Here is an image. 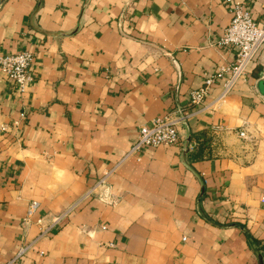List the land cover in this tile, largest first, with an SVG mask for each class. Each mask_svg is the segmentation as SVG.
Wrapping results in <instances>:
<instances>
[{"label": "crops", "instance_id": "1", "mask_svg": "<svg viewBox=\"0 0 264 264\" xmlns=\"http://www.w3.org/2000/svg\"><path fill=\"white\" fill-rule=\"evenodd\" d=\"M234 1L264 20V0L3 1L0 54L35 58L23 95L0 70V262L260 264L264 50L226 97L189 99L236 57L216 44ZM166 114L178 143L128 155Z\"/></svg>", "mask_w": 264, "mask_h": 264}, {"label": "built area", "instance_id": "2", "mask_svg": "<svg viewBox=\"0 0 264 264\" xmlns=\"http://www.w3.org/2000/svg\"><path fill=\"white\" fill-rule=\"evenodd\" d=\"M229 9L232 14L231 21L216 44L221 48L235 47L237 50L236 57L233 62L220 65L215 72L205 74L202 85L189 93V99L192 104L203 102L210 95L213 87L219 82L222 87L219 99L226 97L236 83L245 77L258 53L264 50V20L261 23H257L251 12L240 1L232 2ZM34 58V53L26 49L0 54V70L12 82L20 95L24 94L34 80L32 72ZM26 114V111L23 110L20 113V120H16L13 125L19 127L20 123L26 118ZM178 123V117L166 114L156 116L150 123L143 124L128 155H140L149 147L177 144L179 141ZM8 128L7 124L0 126L1 131H7ZM239 135L244 139L247 138L246 131L243 129L239 131ZM110 172L98 179L97 186L106 185ZM92 191L93 189L83 198ZM36 208L37 202H32L27 216H32ZM38 223L43 227L37 238L40 239L47 234L50 226L44 225L40 219ZM30 247L31 244L22 246L12 257L0 262V264H17L18 260L26 254Z\"/></svg>", "mask_w": 264, "mask_h": 264}, {"label": "trees", "instance_id": "3", "mask_svg": "<svg viewBox=\"0 0 264 264\" xmlns=\"http://www.w3.org/2000/svg\"><path fill=\"white\" fill-rule=\"evenodd\" d=\"M249 245L260 257V264H264V242L250 236Z\"/></svg>", "mask_w": 264, "mask_h": 264}, {"label": "water", "instance_id": "4", "mask_svg": "<svg viewBox=\"0 0 264 264\" xmlns=\"http://www.w3.org/2000/svg\"><path fill=\"white\" fill-rule=\"evenodd\" d=\"M3 3V0H0V5ZM259 88L264 91V79L259 81Z\"/></svg>", "mask_w": 264, "mask_h": 264}, {"label": "rangeland", "instance_id": "5", "mask_svg": "<svg viewBox=\"0 0 264 264\" xmlns=\"http://www.w3.org/2000/svg\"><path fill=\"white\" fill-rule=\"evenodd\" d=\"M4 1V0H3Z\"/></svg>", "mask_w": 264, "mask_h": 264}]
</instances>
